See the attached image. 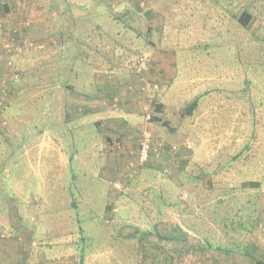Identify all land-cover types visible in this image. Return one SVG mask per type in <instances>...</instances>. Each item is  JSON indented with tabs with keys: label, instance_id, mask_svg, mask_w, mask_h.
<instances>
[{
	"label": "rangeland",
	"instance_id": "374dc122",
	"mask_svg": "<svg viewBox=\"0 0 264 264\" xmlns=\"http://www.w3.org/2000/svg\"><path fill=\"white\" fill-rule=\"evenodd\" d=\"M3 1L0 47L33 44L0 52V239L17 211L35 234L27 264L264 263V0L73 5L102 32L87 27L90 50L68 64L48 34L53 0H10L11 13ZM91 86L96 116L83 108ZM153 99L148 128L179 152L139 165ZM125 104L132 127L115 116Z\"/></svg>",
	"mask_w": 264,
	"mask_h": 264
},
{
	"label": "trees",
	"instance_id": "16d2710c",
	"mask_svg": "<svg viewBox=\"0 0 264 264\" xmlns=\"http://www.w3.org/2000/svg\"><path fill=\"white\" fill-rule=\"evenodd\" d=\"M91 1V5L94 4L92 7H87L82 5V3H76L72 0H53L51 2V4H49V17H46V19L48 20V31H50L48 34L52 35L53 37L56 38L57 40V46L59 48V56L60 59H58L59 63H65L68 64L72 58H77V57H81V52H87L89 49V42L91 41V37H89L90 39H88V43L86 45H84L82 43V39L85 37L84 34L88 35V30L90 27V30L93 32V34L95 32H98V34L96 35L97 37L100 36L101 34V30L102 27L98 24L95 23V25H83L82 24V17L79 16H74L71 8L73 7V5L75 7H77L80 10H85L86 8L89 10H92L93 7H98L102 6V7H107L108 9L110 8V6L108 7L107 5H109L107 2L102 3L100 0H90ZM10 2V0H4L2 7L5 6V11H8L9 9L6 7L7 3ZM76 3V4H75ZM56 8L57 11L52 13V9ZM4 11V10H3ZM251 17V13L244 11L240 17L238 18L239 22H241L242 25H246L249 21ZM32 27H30L28 30V32L31 31V29H33L34 27H36L35 23H31ZM30 39H39V37H35L33 35L30 34H26ZM84 45V46H82ZM83 50V51H82ZM113 69L111 70L110 73H112ZM117 71V70H116ZM60 72H65L64 69L62 68V71ZM70 73V72H69ZM66 74V72L64 73ZM68 77V74L65 78ZM121 81V79H119ZM67 89H70L68 87H66ZM157 93V92H156ZM154 102H151V107H150V111L153 112V117L156 118V116L158 115V112L160 110V106L161 103L158 102L156 99H153ZM196 104V101H194L193 103L190 104L189 108H188V112L187 113H191L192 107ZM153 106V107H152ZM6 109V107H5ZM4 109V110H5ZM68 117V116H67ZM154 118V119H155ZM190 198L192 199V196L190 194ZM39 200V199H38ZM110 206H107V208H109ZM82 229H79V231H81ZM60 258V257H59ZM61 259V258H60ZM254 264H264L261 261L255 260Z\"/></svg>",
	"mask_w": 264,
	"mask_h": 264
},
{
	"label": "crops",
	"instance_id": "0c3cea01",
	"mask_svg": "<svg viewBox=\"0 0 264 264\" xmlns=\"http://www.w3.org/2000/svg\"><path fill=\"white\" fill-rule=\"evenodd\" d=\"M100 1L102 3H105V1H103V0H100ZM18 5H20L19 1H18ZM8 7H9V5H8ZM10 7L11 8H8L9 9L8 11H5V6L2 7L4 10V13H9V12L11 13L12 6H10ZM29 15H31V14H29ZM115 75H116V73H115ZM115 75H114V77H115ZM120 77L125 78L124 75L122 76V72L117 74V78L120 79ZM97 89H98L97 87L91 86V91L88 94V96H86V98H90V103L88 102V100H85L86 102H85L83 108H85L84 110L87 109L86 111L89 115H91V114L95 115V111H97V109H96V107L98 106V100H97L98 98L97 97H99V92L97 91ZM73 90H74V88L71 89L70 91H73ZM65 106H66V109H70V108L73 109L74 108V105H71L70 103H67ZM130 106H126V104L121 105V107H120V110H122L121 114L118 113V111H120V110H118L117 112H115L117 114L115 116H118L121 119V121L124 120V122H126L127 125L131 124V127H132L133 123H134V119H132V118L135 115L133 114L132 110H130ZM78 107H80V105ZM102 146H103V144H102ZM126 147H129V144H126ZM123 152H129V151L127 149H124ZM16 202L17 203H13V204L20 206V203L18 201H16ZM30 204H31V201H29L28 203L23 202L22 206L23 207H25L26 205L29 206ZM16 212L10 214V216L7 215L8 217H6V214H4L5 218L2 215V217L6 220V222H8V225H9L8 229L12 230L14 233H12L11 237H9V238L0 239V264H27L28 262H26V260L30 257L29 255L31 254V252H29V250L31 251V248H33V247H30L31 241L29 242V239H33V237H35V234L32 230L27 229V228L24 229L22 227L21 219H19L17 217ZM6 213H7V211H6ZM0 216H1V213H0ZM2 228H3V226H2ZM32 252H35V251H32ZM41 257H43V256L41 255Z\"/></svg>",
	"mask_w": 264,
	"mask_h": 264
},
{
	"label": "built area",
	"instance_id": "2783aa9c",
	"mask_svg": "<svg viewBox=\"0 0 264 264\" xmlns=\"http://www.w3.org/2000/svg\"><path fill=\"white\" fill-rule=\"evenodd\" d=\"M17 41L14 46H13V41H9L7 40L6 42L4 41L2 46L0 47V52L2 51H7L9 53L13 52V53H23L25 51H27L30 42L33 44L32 41L25 39V38H17ZM8 53V55H10ZM12 53V54H13ZM10 64H12L11 60L9 61ZM3 78V75L0 76ZM129 90H133L131 83H129ZM3 87V86H2ZM136 90V89H135ZM4 91V90H3ZM2 91V92H3ZM138 91V90H137ZM140 92V91H138ZM4 96L0 93V106H5L4 102ZM150 103V104H149ZM148 104H145V111L142 115V119H143V127L141 128L140 131V138H139V149H138V155H137V160H138V164L139 165H143L144 163H146L149 159L152 158V156H159V155H163V153L165 152V150H167V153L169 154V157H171L173 154H176L177 152H179V148L177 147V145H170L168 148L165 146V142L164 139L159 138V137H154V134L152 133V131L150 130V128H148L147 123L150 122L151 119V111H150V105L151 102L149 100ZM185 146L187 148L190 147L189 144H185ZM161 155V156H162ZM132 172H136L135 170L132 169ZM115 186H119L117 183H115ZM120 188V186H119ZM3 233H0V236H2Z\"/></svg>",
	"mask_w": 264,
	"mask_h": 264
}]
</instances>
